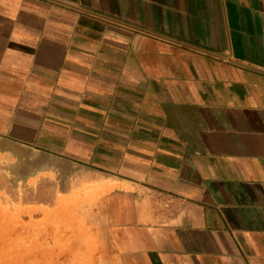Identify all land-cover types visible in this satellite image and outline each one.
<instances>
[{"label": "crops", "instance_id": "crops-1", "mask_svg": "<svg viewBox=\"0 0 264 264\" xmlns=\"http://www.w3.org/2000/svg\"><path fill=\"white\" fill-rule=\"evenodd\" d=\"M0 132L106 158L118 264H264V0H0Z\"/></svg>", "mask_w": 264, "mask_h": 264}, {"label": "rangeland", "instance_id": "rangeland-1", "mask_svg": "<svg viewBox=\"0 0 264 264\" xmlns=\"http://www.w3.org/2000/svg\"><path fill=\"white\" fill-rule=\"evenodd\" d=\"M98 153L106 156L105 150H98ZM105 161V157L71 158L40 152L0 132V245L10 243L9 235L14 232L36 235L45 228L63 226L68 204L76 203L74 197L82 195L78 191L97 187L104 189L102 195L106 196ZM76 212L79 223L83 214L78 209ZM105 217L99 214L106 226ZM103 238L107 245L106 264H118V249L108 247V240ZM103 238L94 236L91 242L100 243Z\"/></svg>", "mask_w": 264, "mask_h": 264}, {"label": "bare ground", "instance_id": "bare-ground-1", "mask_svg": "<svg viewBox=\"0 0 264 264\" xmlns=\"http://www.w3.org/2000/svg\"><path fill=\"white\" fill-rule=\"evenodd\" d=\"M91 188L85 192L78 191L82 195L79 194V198L74 195L76 203L68 202L69 208L62 215L66 217L63 226L45 228L36 235L31 232L10 234V243L0 245V248H7L0 249V264H98V259L99 264H106V242L103 238L107 235L106 226L99 218V214L106 215V196L102 195L104 189ZM77 209L83 214L79 223ZM94 236L103 240L92 244Z\"/></svg>", "mask_w": 264, "mask_h": 264}]
</instances>
